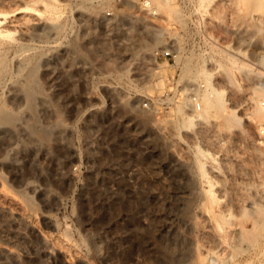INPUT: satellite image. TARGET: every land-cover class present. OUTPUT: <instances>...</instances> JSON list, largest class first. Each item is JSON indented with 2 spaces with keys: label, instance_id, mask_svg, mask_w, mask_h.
<instances>
[{
  "label": "rangeland",
  "instance_id": "1",
  "mask_svg": "<svg viewBox=\"0 0 264 264\" xmlns=\"http://www.w3.org/2000/svg\"><path fill=\"white\" fill-rule=\"evenodd\" d=\"M142 1L0 0V264H264V0H197L174 71L178 10Z\"/></svg>",
  "mask_w": 264,
  "mask_h": 264
},
{
  "label": "built area",
  "instance_id": "2",
  "mask_svg": "<svg viewBox=\"0 0 264 264\" xmlns=\"http://www.w3.org/2000/svg\"><path fill=\"white\" fill-rule=\"evenodd\" d=\"M167 4L175 6L178 10L179 18L171 23L170 31L173 37L169 40V43H165L162 47L155 49V55L153 59H162V62L168 68L173 71L180 67L181 61L188 60L191 64H199L196 61H192L190 58L192 52L206 51L210 45L209 32L204 23L206 16L204 9L208 7H200L197 0H163ZM142 7L146 14L152 18H157L159 15L154 9V5L149 1H142ZM106 14H110V10H106ZM202 65H205L203 62ZM132 80V81H131ZM129 84L125 86L126 96L132 98L140 89L138 82L131 79ZM175 85L171 92H169L170 98L175 99L179 92V89L185 91V97L189 110H198L199 103V91L204 87L203 81H195L193 83H184L179 87V83L174 81ZM179 87V88H178ZM167 94V93H166ZM160 95H154L153 93L142 94L139 98V106L143 109L155 108L159 105ZM159 107L157 109H159Z\"/></svg>",
  "mask_w": 264,
  "mask_h": 264
},
{
  "label": "bare ground",
  "instance_id": "3",
  "mask_svg": "<svg viewBox=\"0 0 264 264\" xmlns=\"http://www.w3.org/2000/svg\"><path fill=\"white\" fill-rule=\"evenodd\" d=\"M155 10H156V8H154ZM22 56V55H21ZM219 98V97H218ZM216 100H217V98H216ZM218 101H219V99H218ZM200 103V106H199V109L198 110H194L196 113H198V111L202 108V107H210V102H209V100H202L201 102H199ZM221 101L219 102V106L221 107ZM3 110V109H2ZM193 110V109H192ZM4 111V110H3ZM6 111V110H5ZM8 114V113H7ZM6 113H0V118H5V117H7L8 115H7ZM2 120V119H1ZM4 120V119H3ZM5 120H6V118H5ZM184 183H186V182H184ZM184 187V186H183ZM187 188V187H186ZM191 195H193V194H191V191H188V190H179V191H176L175 193H174V196H175V198H176V200H177V207L178 208H180V209H186V208H188L189 206H190V202H192V200H191ZM205 202V201H204ZM193 203V202H192ZM202 204V203H201ZM197 208H199V207H197ZM196 208V209H197ZM189 209V208H188ZM195 209V210H196ZM200 209V208H199ZM206 214V210H203V209H201L200 211H199V214ZM208 217V216H207ZM185 220H187V219H185ZM190 223V220H188V221H186L185 222V224H189ZM234 226V225H233ZM233 230H234V228H233ZM237 230V229H236ZM6 250V249H5ZM8 252H10L11 253V251H10V249H8Z\"/></svg>",
  "mask_w": 264,
  "mask_h": 264
}]
</instances>
